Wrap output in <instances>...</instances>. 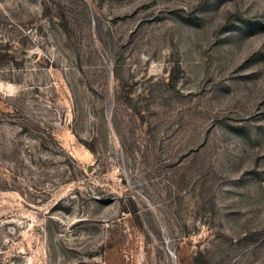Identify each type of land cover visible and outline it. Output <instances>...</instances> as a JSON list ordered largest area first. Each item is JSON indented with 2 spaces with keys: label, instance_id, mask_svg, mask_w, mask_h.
Segmentation results:
<instances>
[{
  "label": "rangeland",
  "instance_id": "rangeland-1",
  "mask_svg": "<svg viewBox=\"0 0 264 264\" xmlns=\"http://www.w3.org/2000/svg\"><path fill=\"white\" fill-rule=\"evenodd\" d=\"M0 264H264V0H0Z\"/></svg>",
  "mask_w": 264,
  "mask_h": 264
}]
</instances>
